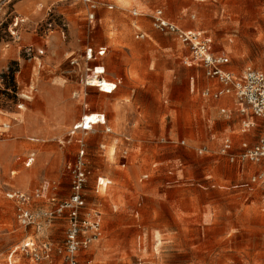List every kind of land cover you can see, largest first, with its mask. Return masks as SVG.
<instances>
[{"label":"rangeland","instance_id":"obj_1","mask_svg":"<svg viewBox=\"0 0 264 264\" xmlns=\"http://www.w3.org/2000/svg\"><path fill=\"white\" fill-rule=\"evenodd\" d=\"M94 1L97 8L86 0H18L0 22V264H64L58 254L36 263L20 247L62 244L65 223L41 233L21 226L7 193L33 195L48 182L49 195L69 197L68 164L81 143L87 204L103 218V234L84 256L91 264H264V186L250 180L262 165L220 153L226 137L241 152L254 132H242L251 114L236 99L204 98L215 80L152 22L163 9L181 28L209 34L215 52L230 58L226 69L264 71V0ZM100 46L106 55L87 61L86 49ZM95 66L105 67L106 80L121 79L115 93L86 85ZM95 112L108 125L75 130ZM32 206L51 204L38 198Z\"/></svg>","mask_w":264,"mask_h":264},{"label":"built area","instance_id":"obj_2","mask_svg":"<svg viewBox=\"0 0 264 264\" xmlns=\"http://www.w3.org/2000/svg\"><path fill=\"white\" fill-rule=\"evenodd\" d=\"M18 0H0V22L6 14L8 8L14 5ZM90 2L92 8L96 7L97 1L86 0ZM134 16H138L139 12L133 11ZM94 18L90 14V20ZM18 17L15 16L14 27L18 24ZM153 27L166 33L174 34L184 45L191 50V59L189 64L195 63L205 70V74L209 79L215 80L219 88L212 90L205 89L202 96L208 99H220L222 96H233L240 107V112L245 114L250 112L251 117L242 120V132L250 133L258 127L261 132L258 141L252 145L248 138H244L241 143V152H237L235 143L232 138L226 137L223 140L220 153L230 162L236 160H250L258 162L262 165V170L250 177L255 185L264 186V71L247 66L241 74H236L225 69L230 64V58L226 55H220L215 52L211 36L204 31L187 30L181 28L176 22L170 20L163 9H156L152 15ZM17 37L16 32H12ZM145 34L139 33L136 38H143ZM31 50V47H29ZM106 48L95 50L89 47L85 51L86 60L95 59L103 56ZM91 70L93 77L99 80L96 87L100 91L111 94L116 90L117 84L113 83L112 88L104 89V69L98 66ZM91 79V78H90ZM86 85L90 86L89 80ZM95 121H90L84 116L82 121L75 125V130L88 132L93 129L91 125L105 124L104 114H95ZM86 150L84 143H81L79 153L73 162L68 164L71 175L70 195L66 199L59 200L55 196L49 195L48 185L41 186L37 193L31 195L24 191H11L7 193V197L16 202V219L23 227L35 228L38 233L51 226L55 220L60 219L65 223V237L60 245L45 240L37 244L35 242H26L21 245V250L30 253L31 260L36 263L58 254L62 257L64 264H82V258L86 256V252L91 245L99 240L103 234V218L102 213L98 209L89 208L86 199V186L89 177V171L86 166ZM32 158L26 165L30 166ZM100 186L103 182L99 183ZM106 185V184H104ZM47 199L51 206L46 209L36 210L33 208V202L38 199ZM87 264H91L92 260H85Z\"/></svg>","mask_w":264,"mask_h":264},{"label":"crops","instance_id":"obj_3","mask_svg":"<svg viewBox=\"0 0 264 264\" xmlns=\"http://www.w3.org/2000/svg\"><path fill=\"white\" fill-rule=\"evenodd\" d=\"M97 5H98V3H96V7L95 8H97ZM108 6L110 7V8H113V5H111V4H108ZM90 7L92 8V6L90 5ZM90 15V14H89ZM189 30H192V29H189ZM199 31H201V30H199ZM101 47H103V48H106V52H107V47H105V46H100L99 48H101ZM99 48H97V49H95V50H98ZM106 55V53L103 55V56H105ZM103 56H99V57H103ZM99 68H101V69H104V73H103V75L105 74V67H100V66H98ZM226 69V68H225ZM226 70H228V69H226ZM228 71H230V70H228ZM103 78H104V76H103ZM105 79V78H104ZM113 83H116L117 84V88H116V90H114L111 94H113V93H115L116 91H117V89H118V87H119V85L121 84V79H117L116 81H113ZM210 84V83H209ZM207 88H210V89H212V90H216L217 88H219V86L217 85V82H215L214 81V84L213 85H209ZM100 91V90H99ZM100 92H102V91H100ZM102 93H104V92H102ZM104 94H106V93H104ZM205 98V97H204ZM208 99V98H207ZM234 97L233 96H222L220 99H209V100H217L221 105H227V104H229V103H232V101H234ZM228 101V103L226 104V102ZM99 110H101V109H98V111ZM221 110V112L222 113H227V111H226V108H221L220 109ZM104 114L105 115V120H106V123L105 124H97V125H102V126H105V125H108V120H109V118L107 119V116H106V114L105 113H103V112H95V113H91V114H87V115H95V114ZM95 125V124H94ZM94 125H92V128H93V126ZM251 135V138L250 137H246V138H248L249 140H252V139H255L254 138V136H255V131L253 132V133H251L250 134ZM30 158H32L31 156H29L26 160L28 161ZM33 160H34V158H32V162H33ZM27 163V162H26ZM28 167V166H27ZM48 185V189H50L51 187H50V184L48 183V182H43L42 183V186L43 185ZM90 250V249H89ZM88 250V251H89ZM85 254H87V253H85ZM89 255V254H88ZM88 255H87V257H88ZM83 258H85L84 260H89V259H92L91 258V256L90 257H88V258H86V257H83Z\"/></svg>","mask_w":264,"mask_h":264},{"label":"bare ground","instance_id":"obj_4","mask_svg":"<svg viewBox=\"0 0 264 264\" xmlns=\"http://www.w3.org/2000/svg\"><path fill=\"white\" fill-rule=\"evenodd\" d=\"M98 83H99V80L97 78H95V77H92L89 80V84L92 87H96L98 85ZM112 86H113V82H110V81L104 79V86H103L104 89H110V88H112ZM86 116H87V119H89L90 121H95V119H96V116L95 115H86ZM90 127H92V125Z\"/></svg>","mask_w":264,"mask_h":264}]
</instances>
